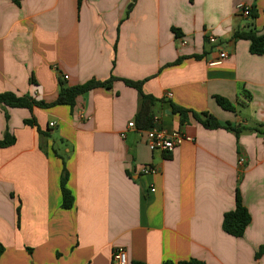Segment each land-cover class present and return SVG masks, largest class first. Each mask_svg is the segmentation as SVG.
Masks as SVG:
<instances>
[{"label": "crops", "instance_id": "crops-1", "mask_svg": "<svg viewBox=\"0 0 264 264\" xmlns=\"http://www.w3.org/2000/svg\"><path fill=\"white\" fill-rule=\"evenodd\" d=\"M249 25L264 33V0H0V93L52 103L60 84L143 82L154 125L192 138L150 151L139 94L121 81L73 107L0 106V142L13 138L0 147V264H111L117 249L127 264H264V56L233 38ZM193 114L244 129L208 130ZM237 192L250 216L240 238L222 230Z\"/></svg>", "mask_w": 264, "mask_h": 264}, {"label": "trees", "instance_id": "trees-1", "mask_svg": "<svg viewBox=\"0 0 264 264\" xmlns=\"http://www.w3.org/2000/svg\"><path fill=\"white\" fill-rule=\"evenodd\" d=\"M250 8V7H249ZM257 13L254 9V7L250 8L249 12V21H253L256 19ZM233 38L235 40H246L249 42V53L252 55L257 56H264V33H259L253 29L252 25H249V29L246 31H236L233 34ZM175 63H178L176 61ZM116 81H121L124 83V85L135 89L139 94V109L136 115V126L139 130H149L152 128H159L156 127L153 123V115H152V109L157 102L154 98L150 96H146L142 92V85L143 82H133L129 80H120L116 77L111 76L106 81H96L91 80L81 85H76L72 87H67L62 84L59 85L58 93L56 96V99L52 103H44V102H38L33 100L30 97L22 96L18 97L14 93L11 92H4L0 93V106L6 108H24L28 110H32L34 107L37 108H49L56 105H66L73 107L76 102V98L86 94L90 90L96 89V88H104L109 89L111 87V84ZM216 103L224 110L233 112L234 108L232 105L225 100L224 98L217 97ZM172 112L178 114L179 116V124L183 125L185 121L187 120V111L181 108H175L172 107ZM194 118L201 124V126L205 129L212 130L217 128H224L226 130H229L236 135L242 131L244 128H238V127H230V126H221L219 122L212 117L209 114H201L196 115L193 114ZM5 118L7 119V115L5 114ZM26 124H34V121L29 120L25 121ZM257 133H260L264 135V128L262 129H255ZM13 143V138L10 137L8 134L4 135L3 140L0 142V147H6ZM66 180L67 175L64 172H62L60 177V193H61V208L68 210L73 205V197L70 193V191L66 188ZM250 222V216L246 210V208L243 206L239 193H236L235 197V207L232 211L227 212L223 216L222 220V230L224 233L235 237L240 238L242 237L247 225ZM1 252V248H0ZM264 255V246L260 247L257 255L260 256ZM130 264H143L140 262H132ZM164 264H173L171 262H165ZM176 264H203L202 262H198L195 260H189V261H183L178 262Z\"/></svg>", "mask_w": 264, "mask_h": 264}, {"label": "built area", "instance_id": "built-area-1", "mask_svg": "<svg viewBox=\"0 0 264 264\" xmlns=\"http://www.w3.org/2000/svg\"><path fill=\"white\" fill-rule=\"evenodd\" d=\"M237 10L238 12H240V14H242V16L246 18L249 17L250 8L245 6L244 4H239L237 6ZM207 42L213 45L216 43V39L213 36H208ZM180 44L184 45L185 41H180ZM227 55L228 54L226 51H220L218 54V58L210 62L209 65H220L222 61L227 58ZM64 79H67V77L64 76ZM168 96H170V94ZM50 126H53V124H50ZM128 127L134 128V123H128ZM184 142H192V138L186 136L180 131L168 132L160 128H152L145 131V144L150 151L171 153L174 149L179 147ZM238 164L242 165L243 160L239 159ZM142 172L152 173L154 172V170L152 168H143ZM151 192H153V189H151ZM111 264H127L126 254L122 249H117L113 252L111 257Z\"/></svg>", "mask_w": 264, "mask_h": 264}]
</instances>
